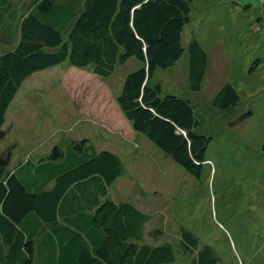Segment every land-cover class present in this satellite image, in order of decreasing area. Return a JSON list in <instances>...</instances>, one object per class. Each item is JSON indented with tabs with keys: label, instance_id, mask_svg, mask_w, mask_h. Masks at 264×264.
<instances>
[{
	"label": "trees",
	"instance_id": "trees-1",
	"mask_svg": "<svg viewBox=\"0 0 264 264\" xmlns=\"http://www.w3.org/2000/svg\"><path fill=\"white\" fill-rule=\"evenodd\" d=\"M191 1L29 0L17 15L16 1L0 0V137L11 102L35 73L67 61L71 75L89 70L103 78L132 57L138 67L105 102L107 125L121 135L142 133L199 178L211 137L196 132L188 99L150 84L157 68L172 66L184 52L180 40ZM187 51L188 86L199 91L208 56L195 39ZM238 102L229 82L212 99L219 111ZM64 146L11 169V150L0 154V264H173L170 243L143 241L148 215L109 196V186L124 173L120 157L87 138ZM178 245L190 264L219 262L211 246H199L183 227Z\"/></svg>",
	"mask_w": 264,
	"mask_h": 264
},
{
	"label": "rangeland",
	"instance_id": "rangeland-1",
	"mask_svg": "<svg viewBox=\"0 0 264 264\" xmlns=\"http://www.w3.org/2000/svg\"><path fill=\"white\" fill-rule=\"evenodd\" d=\"M14 1L20 15L29 0ZM190 6L183 54L172 66L157 68L150 84L188 99L196 132L211 137L199 178L142 133L121 135L107 125L105 102L138 67L132 57L103 78L89 70L71 75L64 61L25 80L7 111L0 154L11 150V169L46 159L55 145L64 150L67 141L87 138L97 150L120 157L124 173L109 186V196L148 215L143 241L170 243L173 264H190L178 245L181 227L199 246H211L218 264H264V0H192ZM193 39L208 56L199 91L188 86L187 46ZM225 82L237 89L239 102L219 111L212 99Z\"/></svg>",
	"mask_w": 264,
	"mask_h": 264
},
{
	"label": "crops",
	"instance_id": "crops-1",
	"mask_svg": "<svg viewBox=\"0 0 264 264\" xmlns=\"http://www.w3.org/2000/svg\"><path fill=\"white\" fill-rule=\"evenodd\" d=\"M261 13H262V16L264 17V9H263V7L261 9Z\"/></svg>",
	"mask_w": 264,
	"mask_h": 264
}]
</instances>
